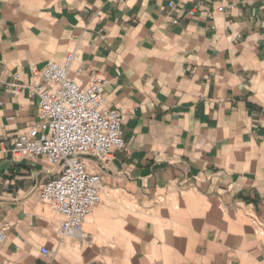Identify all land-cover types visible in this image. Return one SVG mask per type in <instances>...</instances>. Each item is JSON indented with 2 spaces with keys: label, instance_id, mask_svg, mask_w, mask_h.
Masks as SVG:
<instances>
[{
  "label": "crops",
  "instance_id": "0c3cea01",
  "mask_svg": "<svg viewBox=\"0 0 264 264\" xmlns=\"http://www.w3.org/2000/svg\"><path fill=\"white\" fill-rule=\"evenodd\" d=\"M183 1L0 0V264H264V0ZM72 51L129 152L85 158L102 200L62 238L39 193L60 169L11 151L39 122L15 86Z\"/></svg>",
  "mask_w": 264,
  "mask_h": 264
},
{
  "label": "built area",
  "instance_id": "2783aa9c",
  "mask_svg": "<svg viewBox=\"0 0 264 264\" xmlns=\"http://www.w3.org/2000/svg\"><path fill=\"white\" fill-rule=\"evenodd\" d=\"M218 1L222 13L228 0ZM168 7L174 11L177 5L171 2ZM76 56V51L69 52L63 63H49L38 82L15 86V93L26 88L32 99H38L39 122L18 135L11 154L17 161L43 158L60 169L59 176L41 186L39 193L59 216L57 232L62 238L83 236L87 219L102 200V178L87 170L85 158L94 156L109 164L115 153L129 152L122 130L125 113L109 107L104 81L92 76L84 85L75 79L83 73L72 70ZM4 240L1 231L0 245ZM41 253L47 256L49 251L43 248Z\"/></svg>",
  "mask_w": 264,
  "mask_h": 264
},
{
  "label": "rangeland",
  "instance_id": "374dc122",
  "mask_svg": "<svg viewBox=\"0 0 264 264\" xmlns=\"http://www.w3.org/2000/svg\"><path fill=\"white\" fill-rule=\"evenodd\" d=\"M89 220V218L87 219V221ZM86 232V231H85ZM86 234V233H85Z\"/></svg>",
  "mask_w": 264,
  "mask_h": 264
}]
</instances>
